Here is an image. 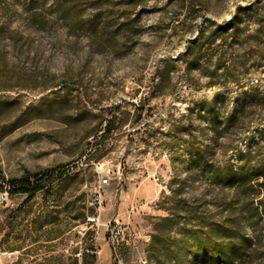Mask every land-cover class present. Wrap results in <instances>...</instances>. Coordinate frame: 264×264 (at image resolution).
Here are the masks:
<instances>
[{"label": "rangeland", "instance_id": "374dc122", "mask_svg": "<svg viewBox=\"0 0 264 264\" xmlns=\"http://www.w3.org/2000/svg\"><path fill=\"white\" fill-rule=\"evenodd\" d=\"M263 12L264 0H0V208L25 199L9 198V180L64 166L60 220L70 221L79 206L92 216L101 200V223L126 228L114 249L104 225L71 220L58 239L0 252V264L45 257L93 264V255L96 264H208L189 253L176 257L166 235L168 250L154 254V224L185 202L216 216L225 211L230 193H220L202 171L227 159L213 140L205 99L215 94L222 122L240 106L239 93L257 86L262 96L246 105L244 128L246 137L262 140L264 37L246 38L263 23L255 13ZM234 14L243 37L224 46L235 60L234 83L206 86L205 75L186 73L185 55L201 27L205 48L214 49L220 40L211 30ZM201 191L212 195L200 200ZM41 202L40 195L30 217ZM255 221L260 234L245 220L244 235L264 245V214ZM179 228L172 227L175 238ZM39 245L49 248L36 251Z\"/></svg>", "mask_w": 264, "mask_h": 264}, {"label": "trees", "instance_id": "16d2710c", "mask_svg": "<svg viewBox=\"0 0 264 264\" xmlns=\"http://www.w3.org/2000/svg\"><path fill=\"white\" fill-rule=\"evenodd\" d=\"M255 15L258 20L262 18L263 23L255 35L247 36L246 40L253 36L252 40L257 43L261 37H264V16L259 13ZM236 19L237 15L234 14L229 21L211 30L213 39L220 40L211 51L205 48L207 41L204 38V28H199L196 39L189 45L185 55L186 73L196 70L205 75L206 86L209 87L234 83L236 69L232 62L235 60L233 54L224 46L229 38L240 41L243 37ZM258 46L260 48V45ZM261 96L257 86L240 92L238 95L240 106L234 105L229 108L222 122L216 118L213 110L215 94L203 101L209 105L212 112L213 140L217 146L220 145L227 159L223 166H203L202 171L204 175L211 177L220 193L224 196L227 195L225 191L230 193L226 198L225 211L216 216L213 210L205 206H193L187 202L182 207L178 206L175 213L154 224L157 235L153 236L150 244L154 254L160 256L163 250H168L164 245L167 243L164 238L166 235L174 243L176 257L189 253L191 257L201 258L208 264H264V245L261 237L257 238V243L252 244L251 239L244 235L245 220L249 221L257 235L260 234L259 223L255 220L264 214V129L260 132L262 140L256 141L252 137H246L244 128L249 118L246 105L259 103ZM199 110L204 111V108L201 107ZM219 139H222L220 144ZM232 157H237V163H234ZM201 160L202 152L199 151L195 157V164L200 163ZM67 176L65 167L58 166L9 180L7 192L9 198L21 195L25 199L18 207L0 208V252H15L19 244L58 239L67 233V228L72 227L71 220L81 224L87 219L86 214L83 213L85 207L79 206L76 215L69 217L70 221L60 220L58 194ZM195 193L200 200L209 195L207 191ZM40 195L42 202L37 212L30 217ZM181 209L186 213L184 222L178 219ZM177 225H181L178 231L179 238L172 236V227ZM165 226V229H168L167 234ZM45 247L49 248L39 245L35 250ZM33 251L29 250V252ZM83 255L84 258L89 257L85 253ZM90 257L93 264H96V256ZM56 259L57 257L37 258L30 264H55Z\"/></svg>", "mask_w": 264, "mask_h": 264}, {"label": "built area", "instance_id": "2783aa9c", "mask_svg": "<svg viewBox=\"0 0 264 264\" xmlns=\"http://www.w3.org/2000/svg\"><path fill=\"white\" fill-rule=\"evenodd\" d=\"M95 206V213L92 216H87L86 224L91 226H100L104 225L109 234L110 242L115 249L116 244L119 242L121 237L124 235L125 227L117 221H110L107 223H101V212L103 210V205L101 200H98L97 203L93 204Z\"/></svg>", "mask_w": 264, "mask_h": 264}]
</instances>
